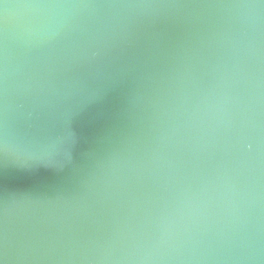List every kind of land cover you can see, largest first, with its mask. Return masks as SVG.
Listing matches in <instances>:
<instances>
[{"label": "water", "instance_id": "obj_1", "mask_svg": "<svg viewBox=\"0 0 264 264\" xmlns=\"http://www.w3.org/2000/svg\"><path fill=\"white\" fill-rule=\"evenodd\" d=\"M3 264H264V0H0Z\"/></svg>", "mask_w": 264, "mask_h": 264}, {"label": "snow or ice", "instance_id": "obj_2", "mask_svg": "<svg viewBox=\"0 0 264 264\" xmlns=\"http://www.w3.org/2000/svg\"><path fill=\"white\" fill-rule=\"evenodd\" d=\"M0 264H3V262H2V261H0Z\"/></svg>", "mask_w": 264, "mask_h": 264}]
</instances>
